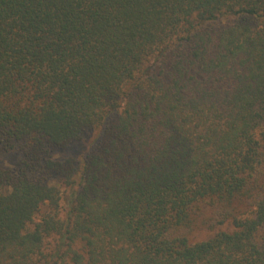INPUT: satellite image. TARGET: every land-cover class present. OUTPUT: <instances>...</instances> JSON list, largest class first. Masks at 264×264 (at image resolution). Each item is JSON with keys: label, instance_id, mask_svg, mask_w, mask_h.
Listing matches in <instances>:
<instances>
[{"label": "trees", "instance_id": "obj_1", "mask_svg": "<svg viewBox=\"0 0 264 264\" xmlns=\"http://www.w3.org/2000/svg\"><path fill=\"white\" fill-rule=\"evenodd\" d=\"M0 153V264H264V0H0Z\"/></svg>", "mask_w": 264, "mask_h": 264}, {"label": "rangeland", "instance_id": "obj_2", "mask_svg": "<svg viewBox=\"0 0 264 264\" xmlns=\"http://www.w3.org/2000/svg\"><path fill=\"white\" fill-rule=\"evenodd\" d=\"M80 151L78 150V154ZM20 160V156L17 153L3 154L0 153V167L11 168Z\"/></svg>", "mask_w": 264, "mask_h": 264}]
</instances>
